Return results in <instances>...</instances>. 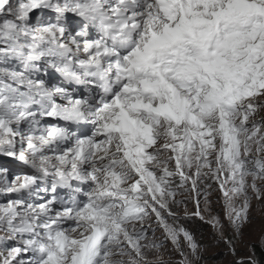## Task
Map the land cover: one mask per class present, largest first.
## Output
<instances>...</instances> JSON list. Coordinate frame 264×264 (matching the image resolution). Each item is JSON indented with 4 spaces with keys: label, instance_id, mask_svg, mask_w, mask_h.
<instances>
[{
    "label": "snow or ice",
    "instance_id": "1",
    "mask_svg": "<svg viewBox=\"0 0 264 264\" xmlns=\"http://www.w3.org/2000/svg\"><path fill=\"white\" fill-rule=\"evenodd\" d=\"M261 251L264 0H0V264Z\"/></svg>",
    "mask_w": 264,
    "mask_h": 264
},
{
    "label": "rangeland",
    "instance_id": "2",
    "mask_svg": "<svg viewBox=\"0 0 264 264\" xmlns=\"http://www.w3.org/2000/svg\"><path fill=\"white\" fill-rule=\"evenodd\" d=\"M224 259V257H221V260H223ZM213 264H221V261L220 260H218V261H213Z\"/></svg>",
    "mask_w": 264,
    "mask_h": 264
},
{
    "label": "trees",
    "instance_id": "3",
    "mask_svg": "<svg viewBox=\"0 0 264 264\" xmlns=\"http://www.w3.org/2000/svg\"><path fill=\"white\" fill-rule=\"evenodd\" d=\"M258 255L264 256V251L259 252Z\"/></svg>",
    "mask_w": 264,
    "mask_h": 264
}]
</instances>
